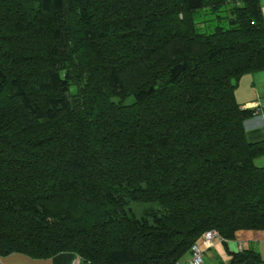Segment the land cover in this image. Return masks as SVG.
<instances>
[{"label":"trees","instance_id":"1","mask_svg":"<svg viewBox=\"0 0 264 264\" xmlns=\"http://www.w3.org/2000/svg\"><path fill=\"white\" fill-rule=\"evenodd\" d=\"M261 70L258 0H0V258L177 264L264 231L235 99Z\"/></svg>","mask_w":264,"mask_h":264},{"label":"crops","instance_id":"2","mask_svg":"<svg viewBox=\"0 0 264 264\" xmlns=\"http://www.w3.org/2000/svg\"><path fill=\"white\" fill-rule=\"evenodd\" d=\"M258 1L264 18V0ZM235 99L241 109H259L263 112L262 116L257 114L245 121L244 128L245 137L249 143L264 141L262 129L264 123V70L241 77L235 89ZM257 160L264 163V159ZM249 250L257 252L261 262H246L244 264H264V231L240 230L236 232L234 239L216 242L212 248L205 250L203 264H230L232 254ZM73 258L74 256L70 254H60L45 260L48 264H69ZM188 260L189 255L187 254L178 264H188Z\"/></svg>","mask_w":264,"mask_h":264},{"label":"built area","instance_id":"3","mask_svg":"<svg viewBox=\"0 0 264 264\" xmlns=\"http://www.w3.org/2000/svg\"><path fill=\"white\" fill-rule=\"evenodd\" d=\"M257 112H260L257 109ZM263 115V114H262ZM264 122V117H263ZM264 132V123L262 126ZM224 241L215 230H209L203 233L190 247L188 264H203V254L205 250L212 248L216 242ZM0 264H3L0 259ZM70 264H83L80 257L75 256ZM178 264V263H177Z\"/></svg>","mask_w":264,"mask_h":264},{"label":"rangeland","instance_id":"4","mask_svg":"<svg viewBox=\"0 0 264 264\" xmlns=\"http://www.w3.org/2000/svg\"><path fill=\"white\" fill-rule=\"evenodd\" d=\"M220 15H224L223 12L220 13ZM259 160H263L264 158H258ZM254 164L257 167H263L264 163H260L257 159L254 160ZM151 204H131L130 208L134 209L136 212H140L143 209L151 207ZM187 256V255H186ZM3 264H48L45 259L37 260V259H31L21 254H12L10 256H6L3 258H0Z\"/></svg>","mask_w":264,"mask_h":264}]
</instances>
